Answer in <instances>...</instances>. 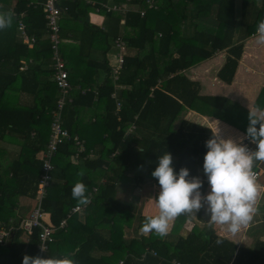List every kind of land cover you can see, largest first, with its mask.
<instances>
[{
    "label": "trees",
    "instance_id": "obj_1",
    "mask_svg": "<svg viewBox=\"0 0 264 264\" xmlns=\"http://www.w3.org/2000/svg\"><path fill=\"white\" fill-rule=\"evenodd\" d=\"M43 1L0 0V12L13 13L11 26L0 29V159L7 160L0 162V227H12L7 243L0 245V264H22L25 254H38L40 229L34 228L28 241L21 238L18 225L23 217L18 206L25 200L36 206L41 170L37 156L48 141L58 92L51 80L52 50ZM148 1L131 0L138 10L125 15L108 13L106 28L101 29L89 22L90 5L84 0H57L59 50L71 98L63 109V126L70 134L85 138L89 149L94 142L86 136L89 124L82 123L81 111L86 106H102L104 113L97 115L103 135L96 159L75 160L73 141L59 145L55 154L52 179L42 200L49 221L57 226L77 204L72 187L78 180L85 184L90 203L82 223L72 224V215L65 228L54 231L48 256L68 258L73 264H118L121 259L122 264H173V259L180 264H264V240H256L251 247L238 245L208 223L182 235L191 214L175 218L163 238L155 233L124 237L123 229L132 227L135 214L128 203L114 197L122 167H139L145 159L146 165H152L147 176L160 187L151 173L158 157L167 151L176 158L175 172L188 168L189 178L203 182L202 194L209 192L208 182L202 179L206 141L213 134L207 118L224 121L244 135L250 109L234 97L203 91L201 80L191 79L187 69L225 52L216 77L226 85L241 78V63L253 57L246 51V42L256 33L257 22L264 19V0H151V7ZM20 12H24L32 42L18 38ZM117 36L136 50L125 58L119 79L122 87L117 90L118 110L110 96L113 84L108 78L107 55L111 39ZM95 52L102 56L96 58ZM98 80L96 96L78 89L81 84L92 88ZM258 86L253 107L264 108V85ZM189 111L194 114L186 118ZM117 149L119 153L111 157ZM84 154L87 151L80 156ZM81 169L83 177L77 175ZM96 171L105 182L98 184L93 178ZM93 186L98 188L91 192ZM146 217L139 216L141 226ZM218 239L222 243L217 244ZM95 250L104 255H93Z\"/></svg>",
    "mask_w": 264,
    "mask_h": 264
},
{
    "label": "clouds",
    "instance_id": "obj_2",
    "mask_svg": "<svg viewBox=\"0 0 264 264\" xmlns=\"http://www.w3.org/2000/svg\"><path fill=\"white\" fill-rule=\"evenodd\" d=\"M13 13L0 12V29L10 27ZM257 43L264 44V19L257 22ZM248 126L244 136L238 142L232 138H224L220 134L218 123L212 130V136L206 141L207 152L204 156L203 170L210 185V191L202 194V181L191 177L189 169L182 167L175 172L172 155L165 152L158 157V165L151 173L160 186L156 204L157 215L145 218L140 231L147 235L155 233L165 237L169 232V224L181 215L196 214L202 208L210 213L209 226H227L233 235L247 227L257 211L256 202L260 189L253 172L256 164L264 163V108L250 109ZM243 139L256 145L250 150ZM81 169L77 175L83 177ZM72 197L77 206L90 203L86 195V186L78 180L72 187ZM222 243L221 239L217 244ZM45 248L41 247V251ZM22 264H73L68 258L30 256L25 254Z\"/></svg>",
    "mask_w": 264,
    "mask_h": 264
},
{
    "label": "crops",
    "instance_id": "obj_3",
    "mask_svg": "<svg viewBox=\"0 0 264 264\" xmlns=\"http://www.w3.org/2000/svg\"><path fill=\"white\" fill-rule=\"evenodd\" d=\"M85 4L90 5L86 2H85ZM137 10L138 9H137L136 4H133V7L131 8V10L127 11L126 13L131 12V11H137ZM141 11L142 10L139 11L140 16H142ZM113 12H117V11H113ZM21 13H23V16H24V12H20L19 14H17L18 19H19ZM117 13H120V12H117ZM126 13H120V14L125 15ZM107 14L108 13L103 11V10L96 11L95 8L90 5V11L88 13L89 22L99 26L101 29H105L106 25H107V18H108ZM23 16H22V20H23ZM121 22H124V20L121 19ZM17 34H18V32H17ZM255 34H257V33H255ZM18 38H19V36H18ZM116 38H120L125 42L124 62H125V58L127 56L134 55L136 53V50L130 49L127 42L121 36H117V37L111 39V47H110V50L107 54L109 56V61H110L108 78L110 79V81L113 84V90H112L110 96L115 100V102H116L115 108H116V110H118L121 106V102L117 98V92H118L117 90L122 87L119 84V79H120L121 72L123 70L124 62L121 66V69L118 70L117 77L114 78L113 73H112L113 72L112 68L115 67L117 64V53H118V49L115 47V43H114V40ZM101 46H104V44L100 43V47ZM247 48H249V45H246V49ZM252 53H255V52L253 50H250V52H248V54L253 55V57L246 58L244 60V62L241 63V65H243V67H244V69H241V73H240V75L242 77L233 81V83H231L229 85L224 84V82L219 80L215 75L216 71L221 66V64L224 60L225 52L215 54L212 57H210L209 59H206L204 61H201V62L195 64L194 66L189 67L187 69V73L191 79L201 80V82L203 84V91H205V92L206 91L207 92H217L219 94L228 95L229 97H234L235 100L241 102L242 105H244L248 109H255L253 107L255 91L259 88L258 85H260V84L264 85V70L260 69V71H258V70H254L253 69L254 67L252 68V65H250V63L258 57L257 56L258 54H256L257 52L255 54H252ZM95 54H96L95 55L96 58H100L102 56L101 52H95ZM64 63H65V61H64ZM51 67H52V59H51ZM20 69H23V68H20ZM51 80H53V74L51 75ZM249 80L250 81L253 80L254 82H258V83H257V85L247 83V81H249ZM100 82L101 81L98 80L96 85H94L92 88L84 87V85L81 84V85H78V89L81 88V93H84L85 91L90 90L94 93V96H96L97 87L100 84ZM57 95H58V92H57ZM103 113H104V109L102 108V106H98V107H94V106L87 107L86 106L82 109L81 121L83 124H89L88 125L89 131H88V134H86V136H88L90 138L91 142H94V146H92L88 149L86 146L85 138H82V137L80 138V136L78 134H75L82 141V144L84 146V152L87 151V153H88L86 155L84 154L82 156H79L78 160L79 159L80 160H88V159L93 160V159L97 158V156H98L97 151L100 148V145L98 142H100V139L102 138V135H103V132H102L103 128H102V125L100 124L101 119H100V117L98 118L97 115H99V114L101 115ZM191 114H194V112L189 111L186 114V118H190ZM98 119H99V122H98ZM211 119H210V117L207 118V122H209L210 128L215 130L217 123H218V128L220 129V134L224 138H232V139L237 140L239 142L240 139L242 138V136H244V135H241L236 130V128L225 123L224 121H220L218 119H213V118H211ZM130 128L131 127H129L128 131H130ZM49 135H50V131H49ZM48 140H49V136H48ZM46 145H47V143H46ZM74 149H75V146H74ZM12 150L15 151V150H17V148L14 146V147H12ZM41 152H39V154L37 156L38 158H40ZM114 152H116V154H118L119 150L117 149ZM114 152H112L110 154L111 157L114 156V155H112ZM144 160L145 159H143V160L141 159V161L143 163L139 167H135V168H132L130 166H127L125 168L122 167L121 168V172H123L122 176H121V178L117 179V181H116V188H115V193H114L115 199L118 201H121L123 203H128L129 204V210H131L132 213L135 214V217L132 221V227L123 229V233H124L125 238H130L133 236H139V234H143L140 231L142 226H141V223L139 222V220H140L139 216H150V215L154 216V215H157L158 211H159L157 204H156V198L158 197L160 187L156 186L153 183V181L149 177V175L147 176V173L150 172L152 165H150V163L146 165L144 163L145 162ZM6 161L7 160L0 159L1 164H6L7 163ZM172 163H173V167H174L176 164V158L175 157H172ZM258 166L261 168V171H262V173L259 177V180L257 182L259 185V189H260V196L257 199V202H256L257 211H256L251 223L247 227H243L241 229V231L235 235H233L227 231V226L212 225L215 229H216V227L218 228L217 231H218L219 235L226 236V237L232 239L233 241L237 242L238 245H249L251 247L253 245V242H255L256 240H259V239L264 240V227H262V224H264V163H259L257 165V167ZM156 167L157 166L155 165L154 168H156ZM93 178L97 180L98 184L105 182V179L102 177L100 178L97 171H96V174L93 175ZM202 179H204L205 181L208 182L207 176L204 173V171H203ZM93 187L98 188V186H93ZM93 187H92L91 192H94ZM208 188L210 191L209 183H208ZM134 190H138V192L135 193V192H133ZM123 194H125V197ZM122 195H123V197H121ZM34 201H35V198H34ZM18 207H19L18 212L22 213L21 217H26L31 212V210L33 209L32 202L29 203L27 201L24 203L21 202ZM85 208L82 211L73 214L74 216H72V217H74V218H72V217L69 218V219L72 218V220H71L72 224H79L78 222H81V223L83 222L84 216H85L84 215ZM147 212H149L150 214H148ZM199 213H200V211H199ZM191 216H193L196 219V220H194L195 222H193V223L190 221V219H192ZM191 216L183 224V228L181 230L182 235H185L188 232V230L190 228H192L193 226H198L200 228V227H203L205 223L209 224V221L208 222L205 221L202 217H201V219L196 218V217H198L197 214H196V216H195V214H191ZM47 218H49V214H48ZM172 223H173V221L170 222L169 229H170ZM191 223L193 224V226H191L192 225ZM67 224H68V222H67ZM184 229H186V230L188 229L187 232H185ZM143 235H145V234H143ZM21 238L24 239L23 236ZM245 239L249 242L245 243V242H247V241H245ZM151 252L153 255H156L155 251L151 250ZM105 254H108V253H105ZM93 255L102 256V255H104V253L100 250H95L93 252ZM143 255L144 254H142V256ZM173 260H175V259H173ZM172 263H173V261H172ZM118 264H122V259L118 261Z\"/></svg>",
    "mask_w": 264,
    "mask_h": 264
},
{
    "label": "built area",
    "instance_id": "obj_4",
    "mask_svg": "<svg viewBox=\"0 0 264 264\" xmlns=\"http://www.w3.org/2000/svg\"><path fill=\"white\" fill-rule=\"evenodd\" d=\"M86 3L90 4L95 8L96 11L103 10L107 13L117 11L120 13H126L131 10L133 4L131 0H84ZM149 2V7L153 4L151 0ZM42 8L44 10V17L46 20L48 38L51 42L52 50V68H53V80L58 89V95L55 102V107L51 111V122H50V135L47 142L46 148L41 152L40 161H41V170L36 187L35 201L36 206L31 210V212L23 217L18 225V228L23 231V236L25 241H28L30 235L32 234L34 228L38 227V254L43 258H47L49 246L53 242L54 237L53 233L57 229H62L67 226L68 219L75 213L82 211L85 206L74 205L66 213V215L59 221V224L53 225L49 218H47L48 213L42 208V200L47 192V187L52 179V171L54 169V157L58 150L59 145L66 141H73L75 149L74 156L75 160L81 155L84 151V146L82 141L78 138L77 135H72L69 133L66 127L63 126V109L66 103L71 101V98L68 95L70 89V82L68 79V72L64 68V60L60 54L59 50V17H60V8L57 3V0H45L42 2ZM143 14V11H141ZM23 13L20 14V17L17 22L18 36L23 43H29L33 41V38L29 37L25 23L22 20ZM115 47L118 49L117 53V64L112 68L113 77H117L118 70L121 69V66L124 62V53H125V42L116 38L114 40ZM22 68V67H21ZM243 143L252 151L256 150V145L250 142L248 139H243ZM114 152L112 155H115ZM258 164L253 167V172L256 176V181L258 182L259 177L262 173L261 168ZM258 184V183H257ZM259 186V185H258ZM97 188L93 187V191H96ZM90 200V197H89ZM12 234V227H0V245H5L9 240ZM41 247L45 248L44 251H41ZM174 264H180L177 260H173Z\"/></svg>",
    "mask_w": 264,
    "mask_h": 264
},
{
    "label": "rangeland",
    "instance_id": "obj_5",
    "mask_svg": "<svg viewBox=\"0 0 264 264\" xmlns=\"http://www.w3.org/2000/svg\"><path fill=\"white\" fill-rule=\"evenodd\" d=\"M258 3H260L259 0H258ZM246 44L249 45V48L246 49L247 52H250V50H253L255 53L257 52L256 54H258L257 55L258 57L250 63V65H252V68L254 67L253 69L258 70V71H260V69L264 70V44H258L257 43V34H254L252 37H250L248 39V41L246 42ZM255 53H252V54H255ZM247 83L257 85L258 82H254L253 80L252 81L249 80V81H247ZM133 192L137 193L138 190H134ZM123 195L125 197V194H123ZM123 195L121 197H123ZM24 202H26V200ZM147 213L150 214L149 212H147ZM195 216H196V214H195ZM191 218L192 219H190V221L192 223L195 222L194 220H196V219L193 216H191ZM196 218H198V217H196ZM191 226H193V224ZM262 227H264V224H262ZM184 230H185V232H187L188 229L187 230L184 229ZM245 241H247V240L245 239ZM248 242L249 241H247L245 243H248Z\"/></svg>",
    "mask_w": 264,
    "mask_h": 264
},
{
    "label": "water",
    "instance_id": "obj_6",
    "mask_svg": "<svg viewBox=\"0 0 264 264\" xmlns=\"http://www.w3.org/2000/svg\"><path fill=\"white\" fill-rule=\"evenodd\" d=\"M200 215L205 221L208 222L210 220V213H206L203 208L200 210Z\"/></svg>",
    "mask_w": 264,
    "mask_h": 264
}]
</instances>
